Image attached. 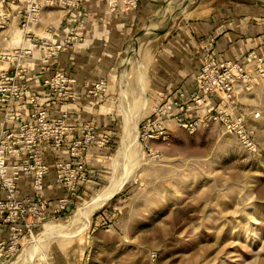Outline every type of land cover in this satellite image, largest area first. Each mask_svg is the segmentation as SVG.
<instances>
[{
  "label": "rangeland",
  "instance_id": "374dc122",
  "mask_svg": "<svg viewBox=\"0 0 264 264\" xmlns=\"http://www.w3.org/2000/svg\"><path fill=\"white\" fill-rule=\"evenodd\" d=\"M155 1L122 47L108 82L119 116L107 162L93 170L65 212L7 244L0 264H264V87L240 84L233 103L203 100L195 85L167 98L153 90L150 75L164 37L190 10L213 12L233 1L260 7L257 1L264 0ZM139 105L140 157L134 163L130 114ZM168 105L174 106L169 113ZM224 111L252 131L250 147L225 129ZM124 145L131 146L125 156ZM123 174L132 176L81 231L68 235L76 231L72 216L81 204Z\"/></svg>",
  "mask_w": 264,
  "mask_h": 264
},
{
  "label": "crops",
  "instance_id": "0c3cea01",
  "mask_svg": "<svg viewBox=\"0 0 264 264\" xmlns=\"http://www.w3.org/2000/svg\"><path fill=\"white\" fill-rule=\"evenodd\" d=\"M157 4L155 0H141L137 10H123L114 14L108 12L105 0H82L81 6L72 11L61 7L45 9L38 23L30 25L31 32L39 37H50L53 42L69 30L83 38L81 43L70 46L59 57L47 58L42 47L30 54L19 55V51L31 48V43L24 39L26 32L20 28L21 18L15 14L26 8L27 0H0V73L13 71L17 63L25 67L30 79L29 92L40 96L41 106L49 107V117L54 116V109L64 110L71 124L77 127L92 125L98 134H108L110 145L119 116L112 84H108L110 86L105 95L96 98L86 96L85 91L99 78L108 82L111 80L122 47L130 41L144 14ZM259 6L233 1L231 5L218 7L213 12L202 13L198 11L199 8L190 10L177 29L164 37L154 55L150 68L153 90H158L167 98L174 95L177 89L193 90L194 74L201 64L200 39L214 38L212 51L220 60H235L248 65L251 63L247 57L250 51L264 57V6ZM48 25L55 27V37L54 32L46 31ZM57 70L75 79L77 102L58 104L54 101L53 93L43 86V80ZM27 105L23 101L9 109L23 113ZM3 116L0 108V130ZM22 118L27 120L24 116ZM7 127L16 129L17 122L8 123ZM78 136L79 132L73 135ZM109 145L102 149L89 148L85 156L89 176L107 162ZM65 154L63 152L61 156ZM40 155L51 167V172L44 179L43 190L35 195L28 181L23 180L22 192L31 198L42 199L51 212L56 200L65 193L54 176L56 154L49 143L42 144ZM2 197L0 190V199ZM7 239V230L1 228L0 243Z\"/></svg>",
  "mask_w": 264,
  "mask_h": 264
},
{
  "label": "built area",
  "instance_id": "2783aa9c",
  "mask_svg": "<svg viewBox=\"0 0 264 264\" xmlns=\"http://www.w3.org/2000/svg\"><path fill=\"white\" fill-rule=\"evenodd\" d=\"M105 1L111 14L122 9L137 10L140 3V0ZM81 3L82 0H27L26 8L15 14L21 18L20 28L26 32L24 39L31 43V48L19 51V55L30 54L42 47L47 58H57L70 46L81 43L83 38L71 30L53 42L50 37H39L29 29L31 24L38 23L43 10L61 7L72 11L78 9ZM46 31L54 32L55 37L56 29L52 25H48ZM214 41L212 37L199 41L202 60L194 74V85L203 100L213 97L233 103L240 84L264 87V57L250 51L247 57L251 63L248 65L235 60H220L212 51ZM29 80L27 69L18 63L13 71L0 73V108L4 113L0 130V190L3 193L0 199V229L5 228L8 232L7 241L0 243V256L7 244L13 245L19 238L32 235L33 230L65 212L78 199L80 189L88 182L85 156L89 148L102 149L109 142V135L98 134L92 125L77 127L71 124L64 110L54 109V116L49 117V107L41 106L40 96L29 92ZM42 84L53 93L58 104H73L78 100L75 79L62 71H55ZM107 90L108 81L99 78L86 89L85 95L96 98L105 95ZM23 101L28 103L23 113L10 111L13 104ZM173 109V105H168L165 112ZM212 110L209 107V112ZM22 116L27 120H23ZM220 120L228 132L239 135L245 146H251L252 131L245 127L242 119L231 122L228 112L224 111ZM11 122H17L16 129L7 127ZM76 132L79 136L73 137ZM43 143H49L54 149V176L65 193L56 200L51 212L42 199L24 195L21 185L23 180H27L35 195L43 190L44 179L51 172V167L40 155ZM63 152L66 154L61 156Z\"/></svg>",
  "mask_w": 264,
  "mask_h": 264
},
{
  "label": "bare ground",
  "instance_id": "6f19581e",
  "mask_svg": "<svg viewBox=\"0 0 264 264\" xmlns=\"http://www.w3.org/2000/svg\"><path fill=\"white\" fill-rule=\"evenodd\" d=\"M139 39V38H138ZM142 39V38H141ZM141 39H139L138 41H140ZM133 46V45H132ZM134 48V46L132 47ZM128 50H130L132 52V49L129 48ZM143 77H144V74H143ZM145 90L143 89L142 90V96H143V92ZM135 109V108H134ZM140 105L138 107V109L136 110L135 113L133 114H130V120L132 121V126H131V130H133V135H134V139H135V142H134V145H132V147L130 145H124L122 147V151L120 153V155L122 154L123 156L127 155V151L130 149H132V153H133V156H134V163H136V161H138L139 157H140V147H139V144L137 146V130H136V123H135V119L137 118L136 116L141 113L140 112ZM128 112V111H127ZM125 113V112H124ZM126 116V115H125ZM126 118V117H125ZM138 118H139V115H138ZM127 121V120H126ZM127 124V122H126ZM128 125V124H127ZM126 125V126H127ZM127 129V128H126ZM129 129V127H128ZM127 129V130H128ZM128 132V131H126ZM131 132V131H130ZM131 136V135H129ZM130 138V137H129ZM132 138V137H131ZM130 138V139H131ZM127 139V138H126ZM133 139V138H132ZM125 140V139H124ZM129 141V140H128ZM123 143H126L125 141ZM129 143V142H128ZM130 151V150H129ZM130 153V152H129ZM139 156V157H138ZM119 159V158H118ZM122 159V158H121ZM120 159V161H121ZM124 160V159H123ZM128 160H130L128 158ZM119 161V162H120ZM126 161V160H125ZM123 162V161H122ZM118 163V162H117ZM125 163V162H124ZM125 165H123V168H124ZM122 168V169H123ZM121 169V168H120ZM119 169V171H120ZM134 169V168H133ZM129 170V169H128ZM131 172V170H130ZM133 174V173H132ZM120 175V173H119ZM119 175H116L114 177V179H112L110 185H108L104 190L100 191L91 201H84L82 204H81V207L73 214L72 218H73V221H75V224L77 226L76 228V231L73 232L72 234H69L68 235H73L75 234L76 232H79L81 231V227L83 226V222L85 219L89 218L94 212H96L99 208H101L114 194L117 186L125 180L129 179L132 175H128V174H123L121 177ZM122 184V183H121ZM79 224V225H78ZM74 230V228H73ZM47 235V234H46ZM67 236V235H65ZM57 238V237H56ZM66 238V237H65ZM53 239V238H52ZM40 240V239H39ZM69 240V238H68ZM38 246V245H37ZM39 247V246H38ZM33 249V248H32ZM30 250V248H29ZM33 255V254H32ZM34 257V256H33Z\"/></svg>",
  "mask_w": 264,
  "mask_h": 264
},
{
  "label": "water",
  "instance_id": "95a60500",
  "mask_svg": "<svg viewBox=\"0 0 264 264\" xmlns=\"http://www.w3.org/2000/svg\"><path fill=\"white\" fill-rule=\"evenodd\" d=\"M156 3H159V2H156ZM257 3H259L260 5L264 6L263 4H261L260 2L257 1ZM163 4V3H161ZM119 191V190H118ZM118 191L112 196V198L118 193Z\"/></svg>",
  "mask_w": 264,
  "mask_h": 264
}]
</instances>
